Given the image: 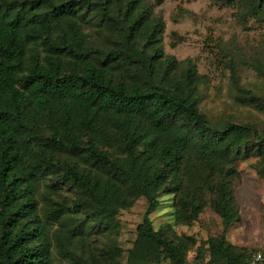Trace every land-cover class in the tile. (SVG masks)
<instances>
[{
	"label": "trees",
	"instance_id": "obj_1",
	"mask_svg": "<svg viewBox=\"0 0 264 264\" xmlns=\"http://www.w3.org/2000/svg\"><path fill=\"white\" fill-rule=\"evenodd\" d=\"M162 2L0 0V264H57L55 251L70 264H188L194 237L150 218L167 194L178 222L206 206L222 220L200 264L249 263L225 237L237 218L230 186L240 161L256 159L264 177V129L201 109L196 64L164 53ZM235 6L244 24L264 25V0ZM237 63L238 100L264 110ZM254 65L264 76V59ZM142 198L125 251L117 217Z\"/></svg>",
	"mask_w": 264,
	"mask_h": 264
},
{
	"label": "rangeland",
	"instance_id": "obj_2",
	"mask_svg": "<svg viewBox=\"0 0 264 264\" xmlns=\"http://www.w3.org/2000/svg\"><path fill=\"white\" fill-rule=\"evenodd\" d=\"M154 9L165 22L164 53L180 61L191 59L203 75L200 105L209 118L252 123L264 129V110L238 100L229 68L230 56L234 55L241 70V85L264 98V76L254 68L257 60L264 59V25L253 18L246 24L241 22L235 0H163ZM236 166L239 174L232 178L230 187L237 218L225 231V237L252 255L264 248V177L257 171L256 159L240 161ZM160 200V206L150 215L153 226L168 228L173 237L193 236L196 243L189 252L188 264H199V249L204 251L203 261H207L208 237L223 233L219 215L206 206L197 220L178 222L172 195ZM146 208L147 201L142 198L118 214L114 235L125 251L133 245ZM90 245L96 251L95 228ZM55 256L57 264H70L56 251Z\"/></svg>",
	"mask_w": 264,
	"mask_h": 264
},
{
	"label": "built area",
	"instance_id": "obj_3",
	"mask_svg": "<svg viewBox=\"0 0 264 264\" xmlns=\"http://www.w3.org/2000/svg\"><path fill=\"white\" fill-rule=\"evenodd\" d=\"M201 261L199 262V264ZM264 263V248L260 251L253 253L249 258L248 264H263Z\"/></svg>",
	"mask_w": 264,
	"mask_h": 264
}]
</instances>
